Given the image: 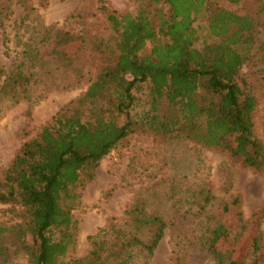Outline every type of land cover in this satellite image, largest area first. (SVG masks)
<instances>
[{"label": "trees", "instance_id": "obj_1", "mask_svg": "<svg viewBox=\"0 0 264 264\" xmlns=\"http://www.w3.org/2000/svg\"><path fill=\"white\" fill-rule=\"evenodd\" d=\"M243 3L136 0L134 12H122L101 1L105 34L87 38L82 28L83 39L73 51L61 28H47L41 42L26 44L11 71L0 68L3 115L21 101L45 98L48 87L37 96L35 88L48 77L53 85L60 80L58 73L82 82L80 53L85 48L95 67L87 90L39 125L0 170V205L18 208L22 219L0 230L1 264L9 261L12 249L27 255L28 264H149L171 224L157 209V187L139 192L122 221L113 218L90 237L88 256L66 261L77 246L74 213L83 206L84 190L102 161L137 129L164 144L193 143L219 152L264 174V86L244 70L264 51V42L258 44V22ZM260 10L264 13V4ZM78 19L81 14L68 18ZM1 28L5 34L3 22ZM139 94L147 95L150 108L133 120ZM212 200L203 190L196 202L199 210L205 211ZM228 237V230L218 226L208 240L214 264H246L232 252L228 260L221 258L219 248ZM255 246L256 252L263 250L259 235Z\"/></svg>", "mask_w": 264, "mask_h": 264}, {"label": "rangeland", "instance_id": "obj_2", "mask_svg": "<svg viewBox=\"0 0 264 264\" xmlns=\"http://www.w3.org/2000/svg\"><path fill=\"white\" fill-rule=\"evenodd\" d=\"M22 1L0 0V68L7 72L19 61L27 43L30 46L42 41L47 28H61L64 38L72 43L69 48L76 51L83 39L82 28L87 38L106 33L101 1L122 12H134L136 7V0ZM262 4L264 0L243 3L244 10L258 22L259 45L264 42ZM223 5L230 7L226 2ZM75 13L81 14V19L68 20ZM80 56L82 82L75 75L58 73L60 80L53 85L48 77L45 84L35 88L37 96L48 87L50 91L45 98L36 103L21 101L0 115V170L10 165L39 125L87 90L95 77V67L89 48ZM244 70L252 74L257 85L264 86V51L256 53L252 65ZM65 86L69 88L64 89ZM137 97L131 113L133 120L150 108L147 95ZM262 107L264 110V102ZM140 131L137 129L126 144L102 161L94 181L84 190L83 206L74 213L79 220L77 246L66 261L88 256L90 237L99 234L109 220L122 221L125 211L140 193L157 187L160 194L157 209L171 224L149 264H177L178 259L181 264H214L215 257L209 252L207 242L218 226H224L229 232L227 242L219 248L222 259L228 260L232 252L236 260L246 264H264V174L245 169L226 155L199 145L164 144ZM260 133L264 138L263 126ZM203 190L213 200L202 212L196 202ZM19 213L18 208L0 205V230H9L21 223ZM245 226L247 229L239 239ZM258 235L263 250L256 252ZM27 241L31 243L32 238L28 236ZM11 243L7 241V247ZM10 251L9 261L3 264H28L27 255Z\"/></svg>", "mask_w": 264, "mask_h": 264}]
</instances>
